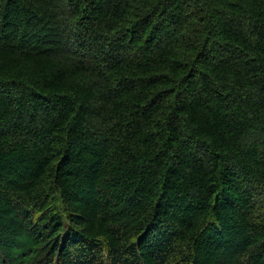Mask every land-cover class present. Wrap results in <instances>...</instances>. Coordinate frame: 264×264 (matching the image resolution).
<instances>
[{
    "label": "trees",
    "instance_id": "16d2710c",
    "mask_svg": "<svg viewBox=\"0 0 264 264\" xmlns=\"http://www.w3.org/2000/svg\"><path fill=\"white\" fill-rule=\"evenodd\" d=\"M0 264H264V0H0Z\"/></svg>",
    "mask_w": 264,
    "mask_h": 264
}]
</instances>
